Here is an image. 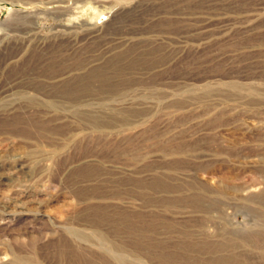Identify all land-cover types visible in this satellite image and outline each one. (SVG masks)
Instances as JSON below:
<instances>
[{
    "label": "rangeland",
    "instance_id": "1",
    "mask_svg": "<svg viewBox=\"0 0 264 264\" xmlns=\"http://www.w3.org/2000/svg\"><path fill=\"white\" fill-rule=\"evenodd\" d=\"M0 264H264V0H0Z\"/></svg>",
    "mask_w": 264,
    "mask_h": 264
},
{
    "label": "bare ground",
    "instance_id": "2",
    "mask_svg": "<svg viewBox=\"0 0 264 264\" xmlns=\"http://www.w3.org/2000/svg\"><path fill=\"white\" fill-rule=\"evenodd\" d=\"M19 196V195H18ZM20 203V202H19Z\"/></svg>",
    "mask_w": 264,
    "mask_h": 264
}]
</instances>
